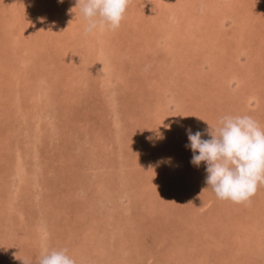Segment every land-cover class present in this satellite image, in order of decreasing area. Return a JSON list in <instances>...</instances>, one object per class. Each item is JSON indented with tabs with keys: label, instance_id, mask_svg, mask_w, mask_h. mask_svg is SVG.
I'll return each mask as SVG.
<instances>
[{
	"label": "rangeland",
	"instance_id": "obj_1",
	"mask_svg": "<svg viewBox=\"0 0 264 264\" xmlns=\"http://www.w3.org/2000/svg\"><path fill=\"white\" fill-rule=\"evenodd\" d=\"M244 2L130 0L85 35L77 0H0V264H264V186L219 200L186 147L223 116L264 128V18ZM174 73L195 83L165 89Z\"/></svg>",
	"mask_w": 264,
	"mask_h": 264
},
{
	"label": "clouds",
	"instance_id": "obj_2",
	"mask_svg": "<svg viewBox=\"0 0 264 264\" xmlns=\"http://www.w3.org/2000/svg\"><path fill=\"white\" fill-rule=\"evenodd\" d=\"M129 3L130 0H77L86 22L85 35L98 28L118 30ZM186 135L189 141L186 147L193 152L190 163L206 164L205 183L217 199L234 204L249 203L258 187L264 186V128L252 117H221L210 132V139H202L204 132H192L191 128L186 129ZM170 161L167 158L162 162ZM22 264L29 262L22 261ZM38 264H75V260L67 254V249L45 248Z\"/></svg>",
	"mask_w": 264,
	"mask_h": 264
},
{
	"label": "bare ground",
	"instance_id": "obj_3",
	"mask_svg": "<svg viewBox=\"0 0 264 264\" xmlns=\"http://www.w3.org/2000/svg\"><path fill=\"white\" fill-rule=\"evenodd\" d=\"M142 1V0H141ZM170 1V0H169ZM232 1V3H241V5L243 6V8L245 9V11H247V13H251L252 11L250 10V6H249V4H247L248 2H244L245 4H243L242 2L243 1H245V0H231ZM259 1H261V0H259ZM259 1H257V0H253V2H252V4L253 5H258V7H257V10H256V12L258 13V9L260 8L261 9V7H262V4H260L259 3ZM262 2V1H261ZM169 3V2H168ZM250 3V2H249ZM252 4H250V5H252ZM166 5V4H165ZM164 5V6H165ZM171 4L169 3V5L166 7V10L168 11L169 10V6H170ZM215 6V5H214ZM229 6V5H228ZM227 6V7H228ZM134 7V6H133ZM216 7L217 6H215V9H216ZM46 8V7H45ZM130 8V7H129ZM252 8V7H251ZM264 8V7H263ZM171 9V8H170ZM259 9V10H260ZM171 10H174V9H171ZM180 10V9H179ZM130 11V10H129ZM139 12V11H138ZM162 12V11H161ZM256 12L254 13V14H256ZM263 17H259L260 15H259V13L257 14V16H254V19H253V23H254V21L255 22H257L256 21V19L258 20V18L259 19H261V18H264V12H261L260 13ZM77 15H79V14H77ZM66 16V15H65ZM173 16V15H172ZM171 16V17H172ZM51 18V17H50ZM53 18V17H52ZM61 18V17H60ZM65 18V17H64ZM176 18V17H175ZM179 18V17H178ZM198 18V17H197ZM44 19V18H43ZM55 19V18H54ZM53 19V20H54ZM147 19V18H146ZM151 19V18H150ZM180 19V18H179ZM186 19V18H185ZM52 20V19H51ZM74 20V19H73ZM12 21V20H11ZM66 21V20H65ZM251 21V20H250ZM159 22V21H158ZM251 22V23H252ZM53 23V22H52ZM153 23V22H152ZM128 25V24H127ZM44 27V26H43ZM83 27V26H82ZM174 29L172 28V29H170V31H173ZM181 30V29H180ZM190 30V29H189ZM247 30H251V28H248ZM186 32V31H185ZM210 33V32H209ZM93 34V33H92ZM138 35V34H137ZM221 35V34H220ZM135 36V35H134ZM250 36V35H249ZM133 37V36H132ZM39 38V37H38ZM135 38V37H134ZM237 39V38H236ZM96 40V39H95ZM238 40V39H237ZM47 41V40H46ZM49 41V40H48ZM75 42V41H74ZM86 42H88V41H86ZM120 42V41H119ZM147 42V41H146ZM150 42V41H149ZM77 44H78V42H77ZM46 45L47 46H49L50 47V43L48 42V43H46ZM81 45V44H80ZM227 45V44H226ZM226 45L224 46V48L226 47ZM228 46V45H227ZM238 46H239V44H238ZM237 46V47H238ZM141 47H143V46H141ZM180 47V46H179ZM229 47V46H228ZM236 45L235 46H231L230 47V51H231V53H233L234 55H237L238 54V52L237 51H235V50H237L236 48ZM258 47V46H257ZM233 48H234V50H233ZM241 48V47H240ZM184 49V48H183ZM190 51V50H189ZM213 67H215V66H213ZM216 68V67H215ZM218 69H220V68H218ZM231 69V68H230ZM213 70H215V69H213ZM227 71H230L229 72V75L228 76H226V78H228L229 79V82H231L232 80H237V77L238 78H240V77H242L241 75H239V76H237L236 74H235V72H233V71H231V70H227ZM187 72H189V71H187ZM225 73V72H224ZM226 74V73H225ZM190 75V74H189ZM189 75H188V77L186 78V80L189 78ZM80 78V77H79ZM207 78V77H206ZM164 79V78H163ZM211 79V78H210ZM81 80V79H80ZM160 80V79H159ZM165 81H166V83H165V89H168L169 87H173L174 89L176 88V87H181V85H182V87L183 86H185L186 88H188V87H190V85H192L193 86V84L195 83V81H194V79H192V78H190V80H188L187 82V84L186 83H184L183 82V80H181L180 81V78H178V76L177 75H175V73L174 74H169V76L168 77H165V79H164ZM153 81H156L155 80V78H153ZM165 81H163L162 82V80H160V81H157V82H155L156 83V85H157V83L158 84H160L159 82H161V84H164V82ZM70 82V81H69ZM190 82V83H189ZM216 82V81H215ZM255 82V81H254ZM6 84V83H5ZM169 84V85H168ZM222 84H224V83H222ZM229 85H230V83H229ZM7 86V85H6ZM251 86V85H250ZM250 86H248V87H250ZM179 89V88H178ZM66 90V89H65ZM182 93L183 92H186V94H184V96H182V98H181V102L183 103V99H184V97L189 93L188 91H186V90H181V89H179ZM69 92V91H68ZM251 92V91H250ZM115 93V92H114ZM60 95V94H59ZM63 95V94H62ZM116 95V94H115ZM180 95V94H179ZM188 98L190 99V100H192V97H190V95L188 94ZM61 97V96H60ZM66 97V96H65ZM187 98V99H188ZM68 99V98H67ZM183 100V101H182ZM186 101V100H185ZM184 101V102H185ZM34 103V102H33ZM158 103H160V101H158ZM188 103H190V101L188 102ZM44 106H47V105H43V107ZM184 110H186V112H190V111H192V110H194V109H190V108H185ZM248 111V110H247ZM263 111V110H262ZM185 112V113H186ZM39 113V112H38ZM38 113H36L35 115H37L36 117H34V120H35V125H34V127H35V130H36V133H40V132H45L46 130H44V128L42 127L43 125H42V115L40 114H38ZM252 113V112H251ZM252 117H254V116H252ZM33 119V118H32ZM173 125H174V123H173ZM173 125H171V126H173ZM44 126H47V123L46 124H44ZM170 126V127H171ZM191 128H192V126H191ZM47 129H48V127H47ZM40 131V132H39ZM193 131V130H192ZM183 145V144H182ZM174 150V149H173ZM170 152V151H169ZM147 153V152H146ZM148 154V153H147ZM59 157V156H58ZM145 157V158H144ZM144 157H141L142 158V160H145V162H141L142 160L141 159H139V160H136L137 162H140L142 165L143 164H145L146 166H147V162L146 161H148L149 160V157H146V156H144ZM168 157V156H167ZM132 158H134V157H132V156H130V159H132ZM165 158H166V156H165ZM95 171V170H94ZM159 177V176H158ZM37 185V184H36ZM37 187H39L38 185H37ZM253 202V201H252ZM216 203V202H215ZM44 204V203H43ZM253 204V203H252ZM202 205V203L201 204H199L198 205V209L200 208V206ZM204 203H203V207H204ZM235 208V207H234ZM201 209V208H200ZM219 209V208H218ZM217 210V209H216ZM220 210V209H219ZM37 213V212H36ZM245 219V218H244ZM95 220H97V222L99 221V219H95ZM251 224V223H250ZM257 225V224H256ZM97 226V225H96ZM96 226H93V229H94V227L96 228ZM246 226V225H245ZM260 228V227H259ZM24 231V230H23ZM96 238V237H95ZM259 238V237H258ZM257 243V242H256ZM259 247V246H258ZM180 250V249H179ZM11 253V252H10ZM147 255V254H146ZM123 259V258H122ZM125 261V260H124Z\"/></svg>",
	"mask_w": 264,
	"mask_h": 264
}]
</instances>
